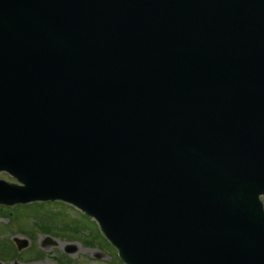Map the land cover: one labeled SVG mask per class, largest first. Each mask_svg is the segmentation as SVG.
I'll return each mask as SVG.
<instances>
[{
	"label": "water",
	"instance_id": "95a60500",
	"mask_svg": "<svg viewBox=\"0 0 264 264\" xmlns=\"http://www.w3.org/2000/svg\"><path fill=\"white\" fill-rule=\"evenodd\" d=\"M0 170L128 264H264V0H0Z\"/></svg>",
	"mask_w": 264,
	"mask_h": 264
},
{
	"label": "rangeland",
	"instance_id": "374dc122",
	"mask_svg": "<svg viewBox=\"0 0 264 264\" xmlns=\"http://www.w3.org/2000/svg\"><path fill=\"white\" fill-rule=\"evenodd\" d=\"M0 178L13 181L5 172H0ZM3 207L0 205L2 264L14 260L17 264H122L95 222L70 205L46 200L13 209ZM14 237L25 239L27 247L18 251ZM66 247H73L72 252L66 253Z\"/></svg>",
	"mask_w": 264,
	"mask_h": 264
}]
</instances>
